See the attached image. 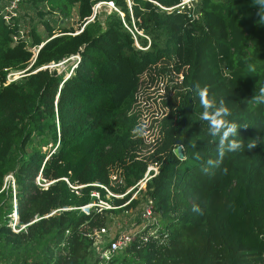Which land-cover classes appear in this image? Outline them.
<instances>
[{
	"label": "trees",
	"instance_id": "trees-1",
	"mask_svg": "<svg viewBox=\"0 0 264 264\" xmlns=\"http://www.w3.org/2000/svg\"><path fill=\"white\" fill-rule=\"evenodd\" d=\"M96 1L19 0L6 11L0 0V264H100L94 230L131 209L128 224L138 222L147 197L158 237L134 238L104 264H264V103L253 98L264 87V4L103 0L113 8L99 16ZM70 55L66 74L42 67ZM159 63L180 78L145 159L131 109L140 75ZM9 70L22 74L6 82ZM196 85L224 102L244 144L214 169L218 138ZM148 162L157 171L126 191ZM93 190L112 207L82 210Z\"/></svg>",
	"mask_w": 264,
	"mask_h": 264
},
{
	"label": "rangeland",
	"instance_id": "rangeland-1",
	"mask_svg": "<svg viewBox=\"0 0 264 264\" xmlns=\"http://www.w3.org/2000/svg\"><path fill=\"white\" fill-rule=\"evenodd\" d=\"M193 3L194 0L190 3L191 6H194ZM111 5L113 6L109 1H96L93 4V12L103 16L113 8ZM38 28L41 30V25H38ZM76 56L70 55L58 62H50L46 66L48 69H55L56 72L66 74ZM161 65L163 63L156 64L140 75L135 102L131 109L136 115V129L139 130L138 133L136 132V153L138 157L145 159H147L152 150L153 144L161 137L162 126L160 125V120L169 110L168 105L173 103L171 97L174 95L175 87L172 86V82L174 83L180 78V73H175L169 66L164 69H158L157 67ZM21 74L22 70H9L6 74L7 80L16 79ZM109 174L112 183L119 180L118 168L111 167ZM6 178L12 179L11 175H6ZM116 195L120 196L119 193ZM132 217H135V213L131 209L122 215L114 216L112 222L108 220L103 233L102 243L104 244L106 239L110 238L118 230H128L130 225L128 222Z\"/></svg>",
	"mask_w": 264,
	"mask_h": 264
},
{
	"label": "built area",
	"instance_id": "built-area-1",
	"mask_svg": "<svg viewBox=\"0 0 264 264\" xmlns=\"http://www.w3.org/2000/svg\"><path fill=\"white\" fill-rule=\"evenodd\" d=\"M19 0H8L7 4L4 6V9L6 11H9L10 9H14L17 5V2ZM192 0H180L174 5L171 6H161L164 9H171L174 7H178L179 9L185 7H191ZM46 66V65H43ZM11 80V79H10ZM7 76H6V82H8ZM157 171V164L155 162H148L146 165L145 171L143 172L142 176L129 188L126 189L129 190L133 186H136V188H142L144 186L145 181L153 175ZM101 186V185H100ZM106 190V194L109 195H115L118 193H113L109 191L106 187H104ZM125 191V192H126ZM120 196L123 193H119ZM91 195L94 197V199L86 204H83L79 206L82 210H87V208L91 205H98V207H112L110 203H108L106 200L100 198L98 196V192L96 190H93L91 192ZM134 195V193L132 194ZM139 221L135 223H131L128 226V230H118L115 232L110 238L106 239L107 245L102 246L103 242V233L105 232V227H99L98 229L94 230V237L95 242L99 244V247L97 249L98 257L102 259L100 264H104L111 255H113L117 250L122 249L125 247L131 240L134 238L137 239L138 242H144L148 238H156L158 237V228L159 223L156 217V214L152 207L151 199L148 197L145 198L144 202L141 204V208L138 212ZM13 227V223H12ZM166 234L162 233L161 238H165Z\"/></svg>",
	"mask_w": 264,
	"mask_h": 264
},
{
	"label": "clouds",
	"instance_id": "clouds-1",
	"mask_svg": "<svg viewBox=\"0 0 264 264\" xmlns=\"http://www.w3.org/2000/svg\"><path fill=\"white\" fill-rule=\"evenodd\" d=\"M257 0H253V3H256ZM261 4H264V0H259ZM260 15V22L264 23V12L258 13ZM196 95L199 98V103L203 109L201 113V120H204L208 123L209 134L218 138L217 143V152L218 159L213 161L211 158L208 159L207 163L215 167L219 166L220 158L223 157L226 151H237L244 148V144L241 140L232 139V137L237 136L238 126L234 122H230L227 117L231 115V112L226 107L223 101L216 104L213 99H210L208 96V89L206 87H201L199 85L195 86ZM257 103H264V87L259 90V94L253 97ZM134 132H139L138 129H134ZM255 147V144H248L247 148L251 149ZM196 159H202L199 154L196 155ZM201 171L205 174H211L206 167H201Z\"/></svg>",
	"mask_w": 264,
	"mask_h": 264
},
{
	"label": "water",
	"instance_id": "water-1",
	"mask_svg": "<svg viewBox=\"0 0 264 264\" xmlns=\"http://www.w3.org/2000/svg\"><path fill=\"white\" fill-rule=\"evenodd\" d=\"M42 67H45V66H42ZM173 152L175 153V155L177 157H180L181 156V146L178 144L176 145L174 148H173ZM14 214V213H13ZM15 215V214H14Z\"/></svg>",
	"mask_w": 264,
	"mask_h": 264
},
{
	"label": "bare ground",
	"instance_id": "bare-ground-1",
	"mask_svg": "<svg viewBox=\"0 0 264 264\" xmlns=\"http://www.w3.org/2000/svg\"><path fill=\"white\" fill-rule=\"evenodd\" d=\"M111 3V2H110ZM112 4V3H111Z\"/></svg>",
	"mask_w": 264,
	"mask_h": 264
}]
</instances>
